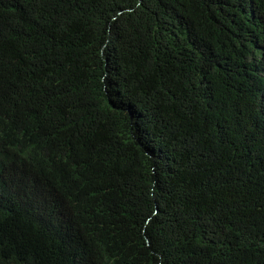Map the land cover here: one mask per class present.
I'll use <instances>...</instances> for the list:
<instances>
[{"label":"trees","instance_id":"obj_1","mask_svg":"<svg viewBox=\"0 0 264 264\" xmlns=\"http://www.w3.org/2000/svg\"><path fill=\"white\" fill-rule=\"evenodd\" d=\"M0 264H264V0H0Z\"/></svg>","mask_w":264,"mask_h":264}]
</instances>
